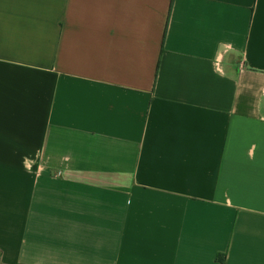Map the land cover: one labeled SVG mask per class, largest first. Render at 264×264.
Listing matches in <instances>:
<instances>
[{
	"label": "crops",
	"instance_id": "crops-1",
	"mask_svg": "<svg viewBox=\"0 0 264 264\" xmlns=\"http://www.w3.org/2000/svg\"><path fill=\"white\" fill-rule=\"evenodd\" d=\"M1 264H264V0H0Z\"/></svg>",
	"mask_w": 264,
	"mask_h": 264
},
{
	"label": "trees",
	"instance_id": "trees-1",
	"mask_svg": "<svg viewBox=\"0 0 264 264\" xmlns=\"http://www.w3.org/2000/svg\"><path fill=\"white\" fill-rule=\"evenodd\" d=\"M1 264V263H0Z\"/></svg>",
	"mask_w": 264,
	"mask_h": 264
}]
</instances>
